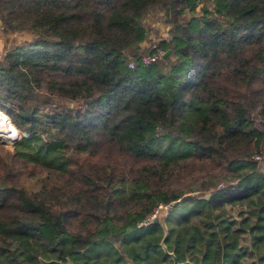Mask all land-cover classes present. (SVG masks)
I'll use <instances>...</instances> for the list:
<instances>
[{"label": "trees", "instance_id": "1", "mask_svg": "<svg viewBox=\"0 0 264 264\" xmlns=\"http://www.w3.org/2000/svg\"><path fill=\"white\" fill-rule=\"evenodd\" d=\"M158 6L171 53L146 65ZM18 30L0 264H173L165 236L184 264H264V0H0Z\"/></svg>", "mask_w": 264, "mask_h": 264}, {"label": "rangeland", "instance_id": "2", "mask_svg": "<svg viewBox=\"0 0 264 264\" xmlns=\"http://www.w3.org/2000/svg\"><path fill=\"white\" fill-rule=\"evenodd\" d=\"M145 27L147 29V34H148V42L145 44L144 50H146L149 47H153V45L158 42L159 39L164 38L167 33L168 30L170 28V25L165 17L164 14V9L161 6L156 7L154 10H152L149 13H146L143 15L142 17ZM27 36L22 30L21 31H17V33L15 34H10L8 32L6 33H2L0 31V54L6 50V48L8 47H12L14 45L15 42H17L18 40H20L22 37ZM146 54V53H144ZM2 112H4L2 109H0ZM5 113V112H4ZM6 114V113H5ZM4 114V115H5ZM3 117V116H2ZM5 117L8 119L9 121V133H7V135L4 137V139L0 138V146H2L4 149H9L12 147V145H15L18 140L20 139L21 136V131L20 129L17 128V126L15 125L14 122L11 121L9 115H5ZM5 117H3L5 119ZM7 122V120H6ZM15 126L16 130L18 131V136L16 139V135H15V129L13 127V125ZM14 138V139H13ZM262 151L264 152V148L262 149ZM263 162V164L261 163ZM260 163L262 165H264V154H263V158L260 160ZM261 165V167H263ZM168 206L166 205H161L157 210H156V214L155 217H158L159 219L161 218L162 221H164L165 216H167V211Z\"/></svg>", "mask_w": 264, "mask_h": 264}, {"label": "built area", "instance_id": "3", "mask_svg": "<svg viewBox=\"0 0 264 264\" xmlns=\"http://www.w3.org/2000/svg\"><path fill=\"white\" fill-rule=\"evenodd\" d=\"M152 48L154 49V51L149 52V53H147V54H143V55L141 56V58H142V62H143L144 64H146V65H148V64H152V63L156 62V60H158L159 58H161L162 55H163V53L165 52V50H164L163 48L158 47V44H157V43H155V44L153 45ZM129 65H130L131 67H133V66H134V63H133L132 61H130ZM263 131H264V129H263ZM263 154H264V152H263L262 154H261V153H258V154L255 155V157L258 158V159H262V158H263ZM160 206H161V205H160ZM160 206H159V207H160ZM166 206H167V205H166ZM157 209H158V208H157ZM157 209H156V210H157ZM156 210H155V211H156ZM155 214H156V212H155ZM155 214L152 215L148 221L154 219V218H155ZM148 221H147V222H148ZM147 222H145V223H147Z\"/></svg>", "mask_w": 264, "mask_h": 264}, {"label": "water", "instance_id": "4", "mask_svg": "<svg viewBox=\"0 0 264 264\" xmlns=\"http://www.w3.org/2000/svg\"><path fill=\"white\" fill-rule=\"evenodd\" d=\"M171 53V49H167L164 53H163V55H162V57H167L169 54ZM209 195H207V197H208ZM159 221V218L158 217H155L154 218V222H158ZM165 239H166V236L162 239V241H161V244H162V246H163V249L168 253V254H170L172 257H173V264H184V262H179V260H178V258L176 257V255L174 254V252H171V251H169L168 249H167V247H166V245H165Z\"/></svg>", "mask_w": 264, "mask_h": 264}, {"label": "bare ground", "instance_id": "5", "mask_svg": "<svg viewBox=\"0 0 264 264\" xmlns=\"http://www.w3.org/2000/svg\"><path fill=\"white\" fill-rule=\"evenodd\" d=\"M9 131V126L6 122V119H4L2 115H0V138L4 139V137L7 135V133H9Z\"/></svg>", "mask_w": 264, "mask_h": 264}, {"label": "crops", "instance_id": "6", "mask_svg": "<svg viewBox=\"0 0 264 264\" xmlns=\"http://www.w3.org/2000/svg\"><path fill=\"white\" fill-rule=\"evenodd\" d=\"M263 148H264V145H263ZM262 164H263V162H261ZM259 164V168L261 169V170H264V165H262V164ZM261 165L263 166V167H261Z\"/></svg>", "mask_w": 264, "mask_h": 264}, {"label": "clouds", "instance_id": "7", "mask_svg": "<svg viewBox=\"0 0 264 264\" xmlns=\"http://www.w3.org/2000/svg\"><path fill=\"white\" fill-rule=\"evenodd\" d=\"M0 115H2V114H0Z\"/></svg>", "mask_w": 264, "mask_h": 264}]
</instances>
